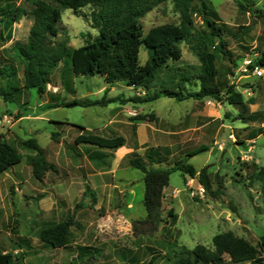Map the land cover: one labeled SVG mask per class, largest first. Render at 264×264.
<instances>
[{
  "label": "rangeland",
  "instance_id": "obj_1",
  "mask_svg": "<svg viewBox=\"0 0 264 264\" xmlns=\"http://www.w3.org/2000/svg\"><path fill=\"white\" fill-rule=\"evenodd\" d=\"M35 1L0 0V20L12 7H20L31 12ZM207 1L218 13L224 29L221 39L227 42V48L231 53L230 56L220 52L218 45L220 39L210 41V51L217 56L216 66L224 78L236 85L237 90L243 94L250 111L261 112L264 115V75L257 77L252 70L250 73L242 71L245 59L264 48V22L256 16L257 10L264 11V0H254L251 10L245 3V9L240 6L242 0ZM197 3V6H200V2ZM91 13L92 10L88 7L79 13L71 9L63 10L62 21L59 24L60 33L56 41L67 42L70 49L80 48L94 41L99 33L92 26ZM193 21L192 38L190 42L182 44V60L171 63L169 70L157 73L155 89L149 92L150 95L160 87L167 88L168 85L165 83L168 80L174 79L173 82L176 84L182 80L183 75L189 78L190 82L186 83L188 90L192 92L199 90V81L195 78L200 73L201 63L193 47L199 41V32L207 33L208 29L199 13L193 16ZM142 23L147 33L151 28L164 24L180 25L181 15L175 11L171 3H165L151 11L142 19ZM33 24L31 16H22L14 23L12 29L5 27V23H0V57L4 56L15 65L20 80L23 79L24 67L12 47L16 42L28 41ZM9 34L11 39L6 40ZM213 46L217 48L214 49ZM149 57L146 47L143 46L140 52L141 64L144 65ZM61 67L52 73L50 85L57 88V97L63 101L102 100L105 98V93L100 92L103 87L115 89L116 94L124 98L122 104L127 105L122 109L124 122H138L135 119L144 115H147L146 121L151 122L153 120L150 119L153 115L151 106L164 112L172 107L173 103L168 99H161L155 103L153 101L135 104L131 101L133 98H146L147 93L143 89H129L125 82L109 85L99 74L76 76L70 58H66ZM47 93L54 94L48 88ZM30 95L31 97L24 96V102L29 100L26 104L7 103L0 98L2 118L0 133L5 135L7 141L23 156V162L10 170L11 173L0 175L1 251L27 254L24 264H69L76 252H68L61 248L47 249L41 235L42 232L56 228L73 218L77 227L71 228L70 244L74 247L84 245L98 248L100 250L98 261L93 264H121L124 261L123 256L130 252L135 254L139 263L154 259L155 264H170L167 259L172 258L174 252L181 247L193 249L199 244L212 246L215 235L228 231L258 246L264 254V243L261 241L264 235V177L259 176L257 170L264 168V117L261 121L245 124L238 118L240 111L236 107L215 100L227 109L225 122L229 124V128L222 131L216 139L217 143L193 141L188 146L180 147L194 149L201 143L209 147L206 152L183 159L185 161L188 159L187 162L195 167L198 174L201 169L208 168L214 194L206 192L201 198L197 194L200 187L198 177L195 179L189 177L187 187L185 175L175 171L171 174L169 186L165 190L161 222L157 220L155 223L144 224L141 222L147 218V213L142 204L145 186L143 181H139L143 176L141 171L126 166L124 161L122 167L125 168L119 170L116 177L125 180L126 184L117 181L119 189L94 197L91 189L85 184L86 170L89 167L83 156L86 149L85 147L74 149L76 147L74 139L77 133L79 134L75 126L83 128L103 126L108 121L104 116L108 115V109L102 106L87 108L77 106L53 110L49 114L51 119L66 124L56 127L49 122L32 118L42 114V110H38L37 107L45 97L36 90L30 91ZM250 103H253L252 107ZM176 104L175 107L184 106L182 103ZM132 108L138 112V117L132 118L128 115V110ZM18 109L20 112L14 113ZM175 112L176 110L171 113V117ZM25 113L31 117L30 121H25L12 129V125L16 124L22 115H26ZM56 130L59 139L51 145L49 136ZM230 134L234 139L229 138ZM28 139L37 140L47 151V159L55 163L57 173L47 174L43 182L36 181L32 176L29 157L35 152L21 144V140ZM182 153L175 151V155L159 167L174 166L177 161L182 160ZM5 176L9 177L3 182ZM23 176L27 179L28 189L24 193H17L15 189L23 187L19 182L26 180ZM9 178L17 180L13 190L12 180ZM127 179L139 182L130 185ZM60 183L67 193L62 194L54 189V186ZM173 190L179 191L175 194ZM193 193L194 196L191 195ZM170 210H173L177 217L175 223H172L173 220L168 215Z\"/></svg>",
  "mask_w": 264,
  "mask_h": 264
},
{
  "label": "trees",
  "instance_id": "obj_2",
  "mask_svg": "<svg viewBox=\"0 0 264 264\" xmlns=\"http://www.w3.org/2000/svg\"><path fill=\"white\" fill-rule=\"evenodd\" d=\"M198 1L200 6H197ZM194 2L195 0H36L31 12L20 7H12L3 14L0 20V23L6 24L5 27L12 29L14 23L22 16H31L34 24L28 41L26 43L16 42L12 47L24 67L22 80L19 79L15 65L4 56L0 57V98L7 103H20L24 96L30 97L32 90H36L43 96L49 95L47 88L51 84L52 73L61 67V63H64L66 58H70L72 70L76 76L99 74L106 84L125 82L132 89L145 90L146 98L131 100L135 104L150 103L160 98H171L177 101L211 98L236 107L240 111L238 118L245 124L261 121L264 117L263 113L250 111L243 94L237 90L236 85L224 78L216 66V54L210 51L212 40L220 39L218 43L220 52L231 56L227 42L221 39L224 29L220 24L218 13L212 9L207 0H196V5ZM253 2L254 0H242L240 6L244 8L245 3L251 10L254 6ZM165 3H171L175 11L181 15V24H164L153 27L145 33L142 19ZM87 7L92 10V26L99 33L94 41L76 49H70L67 42H57L63 10L71 9L79 13ZM197 13L200 14V18L208 29L207 33L199 32V41L193 47L201 63L200 73L195 78L199 81V90L196 92L188 90L186 83L190 81L183 75L182 80L176 84L173 82L174 79L168 80L165 83L168 85L167 88L160 87L150 95L149 92L155 89L154 82L157 73L169 70L171 63L182 60V44L190 42L192 38L193 16ZM256 16L264 22V11L257 10ZM10 39L11 34L6 40ZM143 46L150 55L144 65L140 62V52ZM213 48L217 47L213 46ZM255 66L264 69V48L257 53L250 69L253 70ZM117 101L119 98L110 100L104 98L93 102L73 100L56 104L55 108L107 106ZM27 102L28 100L25 101ZM150 119H153V116ZM135 120L143 122L147 120V116H141ZM55 124L57 127L66 125L61 122H55ZM75 127L79 130L75 146L84 144L110 151H117L125 146L124 137L106 138L89 132L83 127ZM58 136V132L52 133L51 138L57 141ZM21 144L35 152L29 157V164L37 181H43L47 174L56 172V166L48 161L47 151L40 146L37 140H21ZM208 150L207 146H201L187 154L186 157L192 158ZM168 157H170V152L165 148L150 149L144 157L136 153L128 157V165L138 169L144 175L145 194L142 203L147 218L141 223L150 224L157 220L161 222L160 216L166 198L165 189L169 186L170 176L175 171H180L191 179L198 177L205 191L214 194L207 167L201 169L198 174L195 167L184 159L177 161L172 167H159L168 162ZM22 162V154L7 141L5 135L0 133V175ZM257 170L259 176L264 177V168H257ZM168 215L173 220L172 223H175L177 217L173 210H170ZM73 226L77 227V223L70 218L56 228L42 232L41 239L44 247L76 252L69 264H93L98 261L100 253L98 248L84 245L74 247L70 244ZM261 241L264 243V235ZM26 256L25 253L14 254L0 250V264H24ZM123 259L121 264H155L154 259L139 263L138 258L132 252L127 256L124 255ZM167 262L170 264H242L247 262L264 264V254L258 246L228 231L215 235L212 246L199 244L193 249L181 247L174 252L172 258L167 259Z\"/></svg>",
  "mask_w": 264,
  "mask_h": 264
},
{
  "label": "crops",
  "instance_id": "obj_3",
  "mask_svg": "<svg viewBox=\"0 0 264 264\" xmlns=\"http://www.w3.org/2000/svg\"><path fill=\"white\" fill-rule=\"evenodd\" d=\"M116 84H112V85H116ZM105 89H106V86L103 87L100 90V92L105 93V99L107 98L106 100L119 98V101L115 103H110L107 106H102V107H106L109 111L108 115H104L108 121L105 122L103 126H100L99 128H85V129L89 132L98 134L106 138H113V137H118V136L124 137L126 140V143L124 147L118 149L117 151L100 149L98 147L84 145V144L76 146L74 148L76 149L78 147H85L86 149L83 156L86 159L87 167L88 166L89 167L86 170L87 177L85 178L86 180L85 184L91 189V194L94 195L95 197L97 195L99 197L100 193L109 194V193H113L116 189H119L118 187L120 186L118 185L117 181L123 182V185L126 184L124 182L125 180L117 179L116 175L118 174L119 170H121L122 168H125V167H122L124 165V161H125V165L130 167L128 165V157L131 154L136 153L144 157L146 152L150 149L165 148L166 150L170 152V157L175 155V151L183 152L182 153L183 157H181V159H183L190 152L196 150L197 148H200L201 146H207V145L205 143H201L200 145L196 146L194 149H180V147L183 148L184 146H188L189 143L193 141H196L198 143L206 142V141L209 143H217L216 139L221 135L222 131L229 128V124L225 122V120L227 119L226 118L227 109L223 107L220 103H217L214 99H211V98H206L203 100L188 99L184 101H177L176 99H171V98H160L156 100V102H158L161 99H168L172 101L173 103L172 107L168 108L167 112L159 111L157 110V107L151 106L150 109H151V112H153V115H152L153 120L151 122H148V121L124 122L122 121V117L124 116L122 109L123 107L127 106V105L122 104V102H124L123 100L124 98L120 94H116L115 89H106V90ZM129 89H132V88L129 87ZM57 95L58 94L56 93L54 94L50 93L49 95L45 94L44 95L45 98L42 101H40V103L38 104L39 107H37L38 110H42V114H38L32 118L38 119V121L40 120L42 122H49L50 124L57 127L55 122H60V121L51 119L49 115L51 111L63 108V106L55 108L56 104L68 103L73 100H77V99H71L69 101H65V100L63 101V99H61L60 97H57ZM94 101H98V100H94ZM23 102L24 100H22V102L20 103H23ZM153 103H155V101ZM176 103H182L184 106L182 107L181 105V106L175 107V105H177ZM23 104H26V103L24 102ZM113 104H117V105L113 107L111 106ZM250 106L252 107L253 103H250ZM20 109H18L14 113L20 112L19 111ZM141 110L145 112L144 109H141ZM174 110H176L175 112L176 116L174 114V116L171 117V113H173ZM25 114L26 115H22L16 121V124L12 125V129L15 126H18V125L20 126L25 121H30L31 117L28 116L27 113ZM144 116H147V115H144ZM56 132L57 130L55 131V133ZM52 133L53 132H51L49 136L51 139V145L54 142H57L59 139L58 138L59 136H58L57 141H53L51 138ZM78 135L79 134L77 133L74 139V142ZM184 151H187V152H184ZM76 153L78 155H81L78 152ZM51 163H54V162H51ZM10 170L7 171L8 174L11 173ZM49 174L53 175V173H49ZM32 176H33V173H32ZM6 177H9V176H5V178H3L2 180L3 182H5V180L7 179ZM23 178L26 179L25 176H23ZM143 178H144V175L139 181L141 182L143 181L144 183ZM9 179L12 180L11 190H13L12 189L13 185H16L14 183H16L17 180L13 181V179L11 178ZM43 181H38V182H43ZM126 181H129L128 183L130 185L131 184L135 185L136 182H139V181H133L130 179H127ZM188 181H189V177L185 175V182H186L187 187H189ZM19 183H22L23 187H20V189L16 188L15 189L16 192L17 193L26 192L28 189L27 179L25 180V182H19ZM54 189L59 190V192L62 194L63 192L67 193V190H65V188L62 186L61 183L58 185H55ZM84 191L85 190H83V192ZM144 191H145V188H144ZM175 191H179V190H173V193Z\"/></svg>",
  "mask_w": 264,
  "mask_h": 264
},
{
  "label": "built area",
  "instance_id": "obj_4",
  "mask_svg": "<svg viewBox=\"0 0 264 264\" xmlns=\"http://www.w3.org/2000/svg\"><path fill=\"white\" fill-rule=\"evenodd\" d=\"M255 57H257V54H255L254 56H250L248 58L245 59L244 63H243V73H250L251 69L250 67L254 64V59ZM254 72V74L257 77H263L264 75V69L259 67V66H255L254 69L252 70ZM48 89L53 91L54 93H58L57 88L52 87L51 85L48 86ZM128 115H130L132 118H136L138 117V112L132 108L130 110H128ZM230 139H234V136L232 134L229 135ZM178 191H175L174 193L177 194ZM206 191L205 188L200 184V187L197 191V194L202 198L205 195ZM194 196V193L191 194Z\"/></svg>",
  "mask_w": 264,
  "mask_h": 264
}]
</instances>
